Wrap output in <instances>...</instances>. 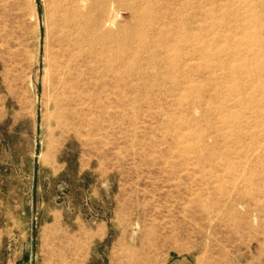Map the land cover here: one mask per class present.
<instances>
[{
  "label": "rangeland",
  "instance_id": "rangeland-1",
  "mask_svg": "<svg viewBox=\"0 0 264 264\" xmlns=\"http://www.w3.org/2000/svg\"><path fill=\"white\" fill-rule=\"evenodd\" d=\"M0 264H264V0H0Z\"/></svg>",
  "mask_w": 264,
  "mask_h": 264
},
{
  "label": "bare ground",
  "instance_id": "bare-ground-1",
  "mask_svg": "<svg viewBox=\"0 0 264 264\" xmlns=\"http://www.w3.org/2000/svg\"><path fill=\"white\" fill-rule=\"evenodd\" d=\"M142 1V0H141ZM138 5V4H137ZM77 23H74L73 21H68L66 20L63 24V26L65 28H60V30L62 31V34L60 35L61 37V48H62V53H61V56L62 57H66L68 60H67V65H69V63L73 60L74 58L77 56L76 53L81 44L79 43L78 39L75 37L77 31H75V27H76ZM68 28H70L71 30H69L68 32ZM82 40V38H81ZM85 48V47H84ZM100 49V48H99ZM83 51V50H82ZM81 51V52H82ZM80 52V51H79ZM81 58V57H80ZM75 65V64H73ZM66 66V65H65ZM77 67V66H75ZM63 68V67H62ZM66 69V68H65ZM63 71V70H62ZM64 72V71H63ZM65 73V72H64ZM62 74V73H61ZM66 75V74H64ZM62 77V76H61ZM65 77V76H64ZM66 78V77H65ZM64 78V79H65ZM62 79V78H61Z\"/></svg>",
  "mask_w": 264,
  "mask_h": 264
}]
</instances>
